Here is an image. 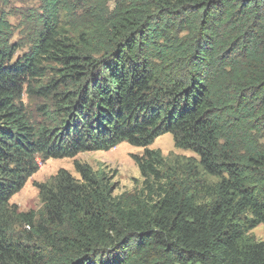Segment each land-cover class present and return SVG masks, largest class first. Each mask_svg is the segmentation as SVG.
Listing matches in <instances>:
<instances>
[{
    "label": "trees",
    "instance_id": "16d2710c",
    "mask_svg": "<svg viewBox=\"0 0 264 264\" xmlns=\"http://www.w3.org/2000/svg\"><path fill=\"white\" fill-rule=\"evenodd\" d=\"M38 1L24 42L0 15V264H264V0ZM165 133L198 159L147 148ZM122 141L139 188L75 160L9 203L38 156Z\"/></svg>",
    "mask_w": 264,
    "mask_h": 264
},
{
    "label": "rangeland",
    "instance_id": "374dc122",
    "mask_svg": "<svg viewBox=\"0 0 264 264\" xmlns=\"http://www.w3.org/2000/svg\"><path fill=\"white\" fill-rule=\"evenodd\" d=\"M38 0H0V15L4 14L6 19L12 26L13 32L10 38L12 42H24V38L20 39L21 29V11L28 7L37 8ZM28 46H20L14 53V56L21 55L27 50ZM50 66H55L54 63H49ZM48 76L52 71L47 69ZM26 87V86H25ZM21 101L24 103L27 112L34 120H41L38 106L44 102L43 98L30 95L24 92ZM151 149H159L163 156L173 160L178 157H194L198 156L185 149L176 148L174 146L173 136L170 133H165L156 137L151 144L147 146ZM144 147L133 146L126 141H122L113 148L108 150H89L78 152L73 157L48 158L42 159L37 157L38 169L25 181L23 186L14 193L9 203L17 206L19 210H38L41 205L38 185L48 181L60 168L68 170L73 176L79 177V174L74 168V161L86 162L94 169H104L111 175L114 183V194H119L123 191H132L139 188L143 177L140 174L137 164L134 161V155L142 154ZM217 177H208V181H216ZM255 241L264 242V225L258 224L249 231Z\"/></svg>",
    "mask_w": 264,
    "mask_h": 264
}]
</instances>
